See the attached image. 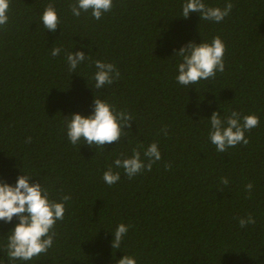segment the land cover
I'll return each instance as SVG.
<instances>
[{"label":"trees","instance_id":"16d2710c","mask_svg":"<svg viewBox=\"0 0 264 264\" xmlns=\"http://www.w3.org/2000/svg\"><path fill=\"white\" fill-rule=\"evenodd\" d=\"M75 2L9 0L0 26V181L15 186L26 174L65 207L52 247L11 264H117L124 255L136 264H264V0H203L233 5L220 22L197 12L184 18L186 0H112L99 20L91 9L74 16ZM48 3L59 19L55 32L41 19ZM216 36L225 45L224 71L179 84L182 57L175 53ZM54 47L61 49L57 56ZM79 51L85 60L71 72L67 55ZM97 60L120 73L101 89L93 78ZM95 97L130 114L131 127L104 147L83 138L73 145L66 120L92 114ZM233 111L241 124L254 114L259 125L245 131L248 144L219 152L210 117L218 112L226 121ZM152 143L161 159L151 171L129 178L115 166L134 148L147 164ZM110 167L120 174L113 185L103 180ZM249 215L255 224L240 227ZM17 223L15 216L0 221L3 264ZM121 223L128 232L113 249Z\"/></svg>","mask_w":264,"mask_h":264},{"label":"clouds","instance_id":"9594fccd","mask_svg":"<svg viewBox=\"0 0 264 264\" xmlns=\"http://www.w3.org/2000/svg\"><path fill=\"white\" fill-rule=\"evenodd\" d=\"M112 0H76L70 5L74 16L79 17L81 12L91 9V15L99 20L103 13L111 10ZM233 5L229 2L223 9L219 7H209L203 0H186L182 6V16L189 17L190 12H197L203 20L222 21L231 12ZM9 0H0V26L8 21L7 11ZM42 23L47 30L55 32L59 19L53 3H48L42 14ZM61 49L54 47L52 56L59 55ZM225 45L219 36L213 38L211 44L201 42L196 44L190 42L182 47L178 52L182 57V62L178 65L177 81L181 85H190L199 82L201 79L207 80L214 77L217 71H224L223 56ZM85 53L69 52L67 61L69 70L75 72L77 66L85 60ZM97 71L94 74L95 88L101 89L106 84H112L120 73L115 70V65L105 63L100 60L95 61ZM115 70V71H114ZM114 73V74H113ZM71 119L66 120L67 136L71 143L75 145L81 138L89 146L104 147L119 141L122 129L130 128L132 117L125 112H116L114 106L106 101L95 97L94 109L88 116L74 113ZM241 116L233 111L226 121L220 119L218 112H213L210 117L211 130L209 137L216 145L217 151L224 152L228 147H234L239 143L248 144L245 131L251 130L259 125V118L256 115H245L242 117L243 124L239 121ZM226 123V127H225ZM165 135H167V131ZM30 140V138H29ZM148 158L145 164L140 158V152L133 149V155L129 158H117L114 161L116 167H122L129 178L141 172V170L151 171L152 164L161 159L156 143H152L144 152ZM166 167H170L166 165ZM30 176L22 174L18 176L15 186L0 181V221L10 223L13 217H17L19 223L10 231L7 238L6 250L8 262L20 259L31 260L34 256L47 252L53 245V238L56 233L53 231L57 220L64 218L65 207L62 202L50 200L46 189L40 183H30ZM120 179L119 172L114 173L110 167L103 174V180L108 185L115 184ZM222 182L227 185L228 180L222 178ZM253 185L249 183L246 188L251 191ZM63 201L70 199V196H63ZM255 219L249 215L247 219L240 218V227L247 224H255ZM129 226L121 223L114 232V239L111 243L113 249H119L123 236L128 232ZM3 264V262H0ZM117 264H136L132 256L124 255L117 261Z\"/></svg>","mask_w":264,"mask_h":264}]
</instances>
